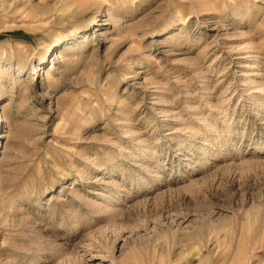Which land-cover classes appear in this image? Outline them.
I'll use <instances>...</instances> for the list:
<instances>
[{
    "label": "rangeland",
    "instance_id": "374dc122",
    "mask_svg": "<svg viewBox=\"0 0 264 264\" xmlns=\"http://www.w3.org/2000/svg\"><path fill=\"white\" fill-rule=\"evenodd\" d=\"M0 264H264V0H0Z\"/></svg>",
    "mask_w": 264,
    "mask_h": 264
},
{
    "label": "bare ground",
    "instance_id": "6f19581e",
    "mask_svg": "<svg viewBox=\"0 0 264 264\" xmlns=\"http://www.w3.org/2000/svg\"><path fill=\"white\" fill-rule=\"evenodd\" d=\"M5 138V137H4Z\"/></svg>",
    "mask_w": 264,
    "mask_h": 264
}]
</instances>
